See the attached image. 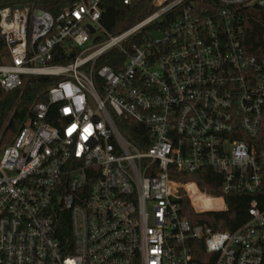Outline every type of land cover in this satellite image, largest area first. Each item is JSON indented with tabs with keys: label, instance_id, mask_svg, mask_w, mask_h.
I'll list each match as a JSON object with an SVG mask.
<instances>
[{
	"label": "built area",
	"instance_id": "obj_1",
	"mask_svg": "<svg viewBox=\"0 0 264 264\" xmlns=\"http://www.w3.org/2000/svg\"><path fill=\"white\" fill-rule=\"evenodd\" d=\"M102 1L58 15L0 9V88L60 78L0 157V264H264V153L248 144L263 119L264 60L242 45V11L264 0H152L155 11L117 36L100 25ZM112 49L125 57L118 72L97 67ZM123 118L145 128L142 146L124 136ZM206 170L221 194L172 177ZM232 194H260L239 227L199 222L227 211ZM206 198L223 207L207 209ZM66 219L69 243L59 238Z\"/></svg>",
	"mask_w": 264,
	"mask_h": 264
},
{
	"label": "trees",
	"instance_id": "obj_2",
	"mask_svg": "<svg viewBox=\"0 0 264 264\" xmlns=\"http://www.w3.org/2000/svg\"><path fill=\"white\" fill-rule=\"evenodd\" d=\"M75 0H0V9L7 6H30L32 8H41L53 15H58L64 8L70 6ZM199 3L213 4L215 0H198ZM102 16L100 25L108 34L117 36L125 30L133 27L140 21L144 20L155 11L152 0H132V3L125 5L122 0H103L101 3ZM173 18V16H171ZM242 45L245 51L264 60V8L252 7L242 11ZM170 16H167L162 22L149 27L148 30L141 31L138 40L143 41V37L148 36L150 30L166 28L169 25ZM9 53L7 47L0 37V64H3ZM74 55H66L61 59H55L54 63H69ZM125 57L122 52L112 49L105 53L98 61L97 67L108 65L115 71L122 69V61ZM60 78L43 75H30L23 77L22 87L6 92L0 88V157L3 149L8 142L20 132L25 122L33 118V106L39 102H46L48 89L57 83ZM54 116L51 114L48 121H53ZM120 129L124 136L138 146L140 136L145 133V128L135 123L131 119L123 118L119 122ZM248 144L255 149L259 156L264 153V112L263 119L258 136L249 140ZM210 175L202 176L200 173L173 175L178 181L197 180L202 190L210 194H221L219 188V177L213 176L211 171L206 170ZM264 192V179L262 183ZM252 198H259L260 194L255 197L248 195L232 194L226 197L228 204L227 211L210 212L199 216L197 219L201 224H206L217 231L233 230L239 227L246 220V211L249 201ZM187 205V201H184ZM192 219L196 217L191 209L185 210ZM69 220L59 226V238L63 243H69L71 240L69 232Z\"/></svg>",
	"mask_w": 264,
	"mask_h": 264
},
{
	"label": "rangeland",
	"instance_id": "obj_3",
	"mask_svg": "<svg viewBox=\"0 0 264 264\" xmlns=\"http://www.w3.org/2000/svg\"><path fill=\"white\" fill-rule=\"evenodd\" d=\"M99 33H97L96 36H98ZM155 39H160L162 36L159 33H155L154 34ZM16 138V135L10 140V142H8V145L11 144ZM189 190L192 192L193 191V187H190ZM223 200L222 199H212L211 201L205 203V207L207 209H221L223 207Z\"/></svg>",
	"mask_w": 264,
	"mask_h": 264
},
{
	"label": "water",
	"instance_id": "obj_4",
	"mask_svg": "<svg viewBox=\"0 0 264 264\" xmlns=\"http://www.w3.org/2000/svg\"><path fill=\"white\" fill-rule=\"evenodd\" d=\"M18 8L21 9L22 6H18ZM89 29H90L91 33H94V28L93 27H89Z\"/></svg>",
	"mask_w": 264,
	"mask_h": 264
},
{
	"label": "bare ground",
	"instance_id": "obj_5",
	"mask_svg": "<svg viewBox=\"0 0 264 264\" xmlns=\"http://www.w3.org/2000/svg\"><path fill=\"white\" fill-rule=\"evenodd\" d=\"M209 201H211L209 198H206V199L203 200L204 204L209 202Z\"/></svg>",
	"mask_w": 264,
	"mask_h": 264
},
{
	"label": "snow or ice",
	"instance_id": "obj_6",
	"mask_svg": "<svg viewBox=\"0 0 264 264\" xmlns=\"http://www.w3.org/2000/svg\"><path fill=\"white\" fill-rule=\"evenodd\" d=\"M73 128H75V126H73ZM85 131H87V129ZM69 132L71 133L72 132V129H69Z\"/></svg>",
	"mask_w": 264,
	"mask_h": 264
}]
</instances>
